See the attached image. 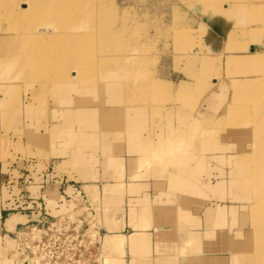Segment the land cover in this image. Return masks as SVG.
<instances>
[{"label":"crops","instance_id":"obj_1","mask_svg":"<svg viewBox=\"0 0 264 264\" xmlns=\"http://www.w3.org/2000/svg\"><path fill=\"white\" fill-rule=\"evenodd\" d=\"M170 6L178 13L170 10V26L172 23L173 29H187L196 37L197 46L191 52L220 58L222 63L229 57L264 53L255 50L252 42H259L257 37L246 46L247 52L229 51L230 43L247 39L237 37L243 29L248 32L264 26L261 22L249 26L230 23L226 18L229 4L172 0ZM245 6L252 18V12H258L264 0ZM238 10L241 16L243 9ZM169 57L173 59L175 55ZM238 69L235 72L243 68ZM227 73L222 68L221 79L226 84L235 82L227 84L232 97L226 102L230 104L238 97L264 90L259 87L261 77L230 79ZM106 74L115 76L112 71ZM186 74L190 75L191 70L178 72L172 64L154 79L152 87L156 89L158 82L164 83L162 88H166L171 101L159 104L155 100L153 107L142 105L147 98L141 93L133 105H126V96L125 102L120 101L123 105H116V88L111 83L116 77L109 82L107 78V105L79 104L54 110L56 121L26 126L19 132L20 141L9 136L3 125L7 118L0 113V254L3 242L14 240L27 226H34L42 217H59L70 205L81 199L88 202L91 197L97 202L103 245L105 241L117 243L107 248L104 245L105 255L91 264H264V247L254 245L258 228H253L251 210L258 192L252 193V175L262 168L249 157V137L241 136L242 130L234 136L241 144L233 145L232 150L221 151L220 146L212 150L210 142L205 141L199 146L201 156L195 155L196 142L192 139H209L210 131L203 128L199 136L188 128L186 118L190 114L181 108L182 100L178 98V94L182 99L194 91ZM212 80L213 86L220 85L218 79ZM207 95L199 103L208 109ZM153 113L155 129L135 131V124L139 128L145 116ZM49 115L50 112L48 122ZM207 117L208 114L203 116L202 124ZM248 131L254 135L252 129ZM183 147L189 149L183 151L180 162L172 163L170 156V160L163 157L167 152L175 155ZM18 148L27 156L41 157L22 158L16 154Z\"/></svg>","mask_w":264,"mask_h":264},{"label":"rangeland","instance_id":"obj_2","mask_svg":"<svg viewBox=\"0 0 264 264\" xmlns=\"http://www.w3.org/2000/svg\"><path fill=\"white\" fill-rule=\"evenodd\" d=\"M171 1L172 0H94L99 10L97 9L96 12L98 14L94 16L93 26L97 31H108L110 36L109 42H103V44L105 43L104 47L99 43L98 47L97 44H95L94 49L96 53L93 58H81L79 55H76L74 60L79 61L76 67L71 65L74 61L69 50L66 52L62 51L63 48L68 49V41H65L67 45L61 42L54 44L50 48H46L49 50H45V48L42 50L39 46V52L36 56L44 55V53L50 54L49 57L54 56V59H59L58 61L62 62L63 66L65 65L67 67L61 71H57L53 68L51 69L50 65H47L50 70L46 69V71L43 72L41 71L42 69H39L40 67L38 64H34L33 62L31 64L30 59H26L28 55L26 50L32 49L36 44L42 45L43 43L40 41L36 44L32 41L28 43L24 41L21 43L15 42L10 38L0 42L1 55L14 51L16 53L14 56L20 57L22 63H24L23 67L18 68L16 62L12 59V64L10 66L0 62V113L2 115L4 114L7 118L6 122L3 124L6 129H3L7 130V132L9 130V136L13 138L17 137V140L20 141L19 132L26 126L32 124L37 126V121H43V125L51 124L53 121H56L57 112L54 110L59 111L63 108L74 107L79 104L107 105L108 99L110 98V95L104 91V81L107 78L106 81L109 82L110 79L116 77L111 80L113 81L111 83L115 84L116 88L114 95L116 96V105H123L125 102L123 100L124 96L128 98L126 103L127 106L137 103V99H139L137 95L139 93L146 95L147 98L146 103H142V105L149 104L150 107H153V104H156L155 100L158 101L159 104L163 101L168 104L171 100L166 88H162L164 87V83L158 82L156 89L162 90H156L154 86L152 87L154 79L161 77L165 69L172 64L174 70H178V72H187V70H191V74H186V77L192 83L194 91L192 94L187 93L190 94V96L183 97L182 99H180L182 96L178 94L179 100H182L180 101L181 108L188 110V114H190L189 118H186L189 120V129H192L199 134V136H201L200 134L203 128L204 130L210 131L209 139H202L201 137L192 139L196 142V149L194 150L195 155L201 156L199 146L205 141L210 142V148L212 150L217 151L219 146L221 151L232 150L233 145L240 143L234 136L239 130H242L240 135L244 137L247 136V139L249 137V146L252 147H250V151L243 150V152L249 151L248 153L251 154L249 157L255 158L256 164L260 165L262 168L253 172V175L256 174L257 177L252 175L255 180L252 193L258 190V197L255 199L252 194L254 197L253 204H255H252L251 209L253 214V228H258L257 232L254 233V242L256 244L254 245L255 247L258 246V249H261L262 246L264 247V106L261 105L264 104V90L261 89L257 94L238 97V100L230 104L229 101L226 102L232 97H229L231 91L227 88V84H234L235 82L226 81V84L225 81L221 79V70L224 67L227 69L228 73L226 76L228 78L231 76L241 78H251V76L261 77L258 82L262 85L260 84V86H258L264 88V65L251 68L247 66L249 61L244 66L243 62L251 56L249 53H247L248 56L243 58L229 57L222 63L220 58H206L193 51L191 52V50L197 46L195 43L196 37H193V32H188L187 29H173L175 25L172 23L170 26V10L173 9V12L178 14L175 12L176 8H171ZM257 1L260 0H210V2H215L217 6H221L224 3L227 5L229 4L230 13L229 16L226 17L227 20L230 21V23L236 24L241 22L247 26L257 22L264 23V6H262L261 9L259 8L260 10L258 12H252V18L250 17L248 8H245L246 4ZM24 4L25 2L17 3V1H15L13 7L19 12L24 10ZM239 8L243 9L241 16L238 10ZM7 14L6 17H1L0 19L1 39L7 37L8 32L15 35L14 31L22 32L21 30L27 28L25 18L16 19L14 18L15 15L12 13ZM175 14L173 15L174 24L178 22ZM257 14L258 16H256ZM65 24L67 25L60 26L57 29L63 32L73 31L70 28V22L66 21ZM39 31L40 32L36 35H43L40 27ZM12 34L8 36L13 37ZM232 36L233 35L230 36V40H233ZM237 37L243 40L247 37L250 42L246 39L240 43H230L229 51H246L244 48H246L248 44H251V40L253 38L255 40L256 37L261 41L252 42L255 44V50L257 52L261 50L264 51V26L248 32L243 29L241 34H238ZM38 39H41V37ZM54 48L59 49L58 52L54 53L55 55L51 52ZM101 48L103 52L100 53ZM170 54L175 55V57L171 59L169 57ZM1 55L0 61L8 58L10 59V57L3 59ZM238 55L239 54L236 56ZM257 56L263 58L264 53L252 54V57ZM85 65L86 69L85 72H83V69H80V67L84 68ZM180 68L182 69L180 70ZM238 68L243 69L235 72L239 70ZM91 70L93 71L89 72ZM232 70H234V73H231ZM109 71H112L115 76L107 77L106 73ZM43 78H45V80H43ZM212 78L218 79L220 85L213 86ZM100 82L103 85L100 84ZM238 84L246 86L248 82H238ZM100 87H102L103 90H101ZM206 94L208 95L206 96L207 99L205 103H210L208 109L207 107L203 108V103L202 105L199 103V100ZM81 101H84V103ZM120 101L124 102L120 103ZM231 105L232 107L234 106L233 110L228 113L227 108ZM48 112H50L49 122L47 120ZM207 114V120L202 124V118ZM225 114L226 117H224V119L218 117L219 115ZM154 120V113L153 115L145 116L139 128L136 126L137 124H135V131L152 132L155 129ZM248 129H252L254 135L249 133ZM12 130H16V132ZM21 148L25 150L23 147ZM188 149L189 147H183L181 152L178 151L175 154L176 156L173 155L174 153L170 154L167 152L166 154L168 155H163V157H167L169 160L171 157L172 163L180 162L178 160L185 155L183 151H187ZM16 152V154L21 155L22 158L32 157L38 160V158L41 157H38L39 154L36 156L28 154L27 156L24 154V151L19 148ZM153 160L156 161L157 158ZM244 160L245 159H242L243 162ZM247 162H249V160H247ZM94 197L96 198V195ZM87 204L95 212V219L90 223V227L94 229L93 232L99 233L100 236L99 240H97L99 242L98 252L95 255L99 256L93 257V261L97 258V262H99L100 258L105 255L104 250L106 249L104 248L100 233L101 228L98 218L97 202L95 199L89 197ZM83 211H85V206L76 204L70 205L64 213L75 212L76 215H79ZM1 251L0 258L2 264H22L24 257L21 256V252L18 250V243L15 239L4 241ZM261 253L262 250L258 251V256ZM83 263L90 264L89 258L84 260Z\"/></svg>","mask_w":264,"mask_h":264},{"label":"bare ground","instance_id":"obj_3","mask_svg":"<svg viewBox=\"0 0 264 264\" xmlns=\"http://www.w3.org/2000/svg\"><path fill=\"white\" fill-rule=\"evenodd\" d=\"M15 1H17V3L25 2L24 10L17 12L16 9H14L13 7ZM97 9L98 6L97 4L95 5L94 0H0V19L1 17H6L8 15L7 13H12L13 15H15L14 18L16 19L25 18V22L27 26L26 29L21 30L22 32L14 31L15 35H13L11 32H8V35L12 34L13 37L5 34L7 35V37L1 39L2 37L0 35L1 37L0 42L6 41L10 38L15 42H21V43H23L24 41L26 43L32 41L35 44L39 41L42 42L43 43L42 45L36 44V46L33 47L32 49L30 50L25 49V50L28 53L26 59H30L31 64L32 62L34 64H38V66L40 67L39 69H42L41 71L44 72L46 71V69H49L47 65H50L51 69L53 68L57 71H61L62 69H65L67 67L65 65L63 66L62 62L58 61L59 59L57 60L54 59L53 58L54 56L49 57L50 54L48 55V53L46 54L44 53V55L41 56H36L37 53L39 52L38 47L40 46L42 50L44 48L45 50H49L46 48H50L51 46L57 43H61V42L65 43V41H68L70 45L69 44L67 45L65 43L68 49L63 48L62 51L66 52L67 50H69V53L72 55V59L74 61V63H71V65H74V67H76L77 64H79L78 60H74L76 55H79V57L81 58H93L95 57V53H96L95 52L96 50L94 49L95 48L94 45L97 44L98 47L99 46L98 43H99L104 47L105 43H107V41L109 42L110 36L108 34V31L105 32L102 30L97 31L93 26L94 16L98 14L96 12ZM66 21L71 23L70 28L73 31L63 32L57 29L60 26L67 25L65 24ZM39 27L42 29L43 35L41 34L36 35L37 33L40 32ZM39 37H41V39H38ZM103 42L105 43L103 44ZM245 49L246 48H244V50ZM58 51L59 49L54 48L51 52L52 54H54L55 52ZM101 52H103L102 48L100 49V53ZM15 54L16 53L14 51L4 53L3 55L0 54L3 59L10 57V59L8 58L0 62L4 65L8 64L10 66L12 64L11 61L12 59L16 62L18 68L23 67L24 63H22V59L18 56H14ZM257 57H252L251 55L247 60L243 62V65L245 66V64L249 61L250 62L247 64V66L251 68H257L259 66L264 65V57L263 58L259 56ZM80 69H83V72H85L86 65L84 66V68L80 67ZM92 71L93 70L89 72ZM43 80H45V78H43ZM233 107L231 105L227 108L228 113L233 110ZM253 176L257 177L256 174ZM253 176L252 178H254ZM115 244L117 245L115 241L104 242L105 247L106 245L115 246Z\"/></svg>","mask_w":264,"mask_h":264},{"label":"built area","instance_id":"obj_4","mask_svg":"<svg viewBox=\"0 0 264 264\" xmlns=\"http://www.w3.org/2000/svg\"><path fill=\"white\" fill-rule=\"evenodd\" d=\"M78 204L85 206L79 215L67 212L56 218L42 217L19 233L15 241L24 257L22 264H84L87 258L91 264L100 238L90 227L95 212L85 199Z\"/></svg>","mask_w":264,"mask_h":264}]
</instances>
